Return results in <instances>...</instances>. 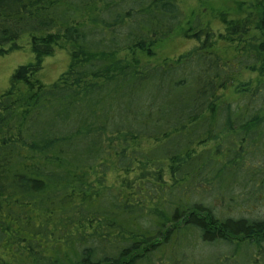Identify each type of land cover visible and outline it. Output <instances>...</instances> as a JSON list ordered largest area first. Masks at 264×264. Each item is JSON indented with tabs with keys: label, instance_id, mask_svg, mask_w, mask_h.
<instances>
[{
	"label": "trees",
	"instance_id": "1",
	"mask_svg": "<svg viewBox=\"0 0 264 264\" xmlns=\"http://www.w3.org/2000/svg\"><path fill=\"white\" fill-rule=\"evenodd\" d=\"M180 1L0 0V264H264V0Z\"/></svg>",
	"mask_w": 264,
	"mask_h": 264
},
{
	"label": "rangeland",
	"instance_id": "2",
	"mask_svg": "<svg viewBox=\"0 0 264 264\" xmlns=\"http://www.w3.org/2000/svg\"><path fill=\"white\" fill-rule=\"evenodd\" d=\"M239 0H181L180 8L185 21L194 13L200 16L203 22H211L214 25L218 21L213 18L217 12L232 13L236 9V2ZM184 24V23H183ZM218 26V25H217ZM18 43L21 45L19 50L8 52L0 56V93L7 89L9 78L13 71L22 65H26L33 60L30 46L26 37H22ZM193 40L181 37L179 33H174L168 39L157 44L156 56L152 62H159L165 58H175L194 47ZM69 63V57L65 50L57 49L52 56L46 57L40 73L41 80L45 84H50L65 71Z\"/></svg>",
	"mask_w": 264,
	"mask_h": 264
}]
</instances>
